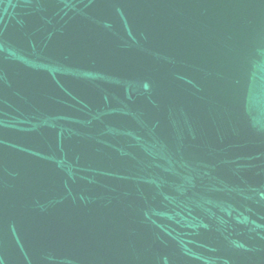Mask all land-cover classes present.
Wrapping results in <instances>:
<instances>
[{
    "label": "water",
    "instance_id": "obj_1",
    "mask_svg": "<svg viewBox=\"0 0 264 264\" xmlns=\"http://www.w3.org/2000/svg\"><path fill=\"white\" fill-rule=\"evenodd\" d=\"M0 264H264V0H0Z\"/></svg>",
    "mask_w": 264,
    "mask_h": 264
}]
</instances>
